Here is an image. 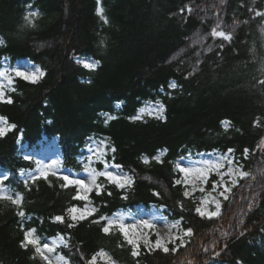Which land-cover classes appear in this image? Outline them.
Returning <instances> with one entry per match:
<instances>
[{"label":"trees","instance_id":"16d2710c","mask_svg":"<svg viewBox=\"0 0 264 264\" xmlns=\"http://www.w3.org/2000/svg\"><path fill=\"white\" fill-rule=\"evenodd\" d=\"M36 10L33 27L25 16ZM257 13H264V0H0V63L28 59L44 71L36 83L17 78L12 102L0 101V116L15 125L0 135V171L10 173L0 186V264H45L32 246H20L30 229L42 244L66 237L60 252L71 264H88L101 249L118 264H264V15ZM213 29L232 39L213 36ZM76 57L100 63L93 71ZM158 102L165 119H133ZM21 134L30 146L56 140L58 169L103 171L106 159L133 185L125 192L100 177L106 192L89 197L98 211L69 229L66 209L86 201L74 200L75 186L61 187L56 172L23 179L21 170L37 166L22 157ZM92 145L104 158L88 156ZM229 149L250 175L218 217H202L198 201L175 183L177 165L191 152ZM17 194L19 206L6 199ZM152 205L164 206L192 235L168 252L143 248L133 256L122 234L91 223Z\"/></svg>","mask_w":264,"mask_h":264},{"label":"snow or ice","instance_id":"6c2138e0","mask_svg":"<svg viewBox=\"0 0 264 264\" xmlns=\"http://www.w3.org/2000/svg\"><path fill=\"white\" fill-rule=\"evenodd\" d=\"M103 9L100 10L99 14H102ZM38 15V10L34 12H29L26 14L25 19L26 21L33 27H35L34 22L30 19L33 16ZM257 15H264V13H257ZM104 22L107 23V19L104 18ZM213 36L222 37L224 40L230 41L232 39L231 34H227L224 31H217L216 29L212 30L211 33ZM0 43H3V40L0 39ZM223 45H221L222 47ZM80 62V61H78ZM83 66L89 70H95L99 66V61H92V62H82ZM15 75L17 77H21L26 81H30L32 83L38 82L44 75L43 71L40 69H36L35 71L28 72V71H20L16 70ZM8 83L11 84V78L8 79ZM260 83L264 84V81H261ZM170 88L175 89L177 87L176 83L173 82L169 85ZM5 99V88L3 85H0V101H4ZM7 103H11V99L6 100ZM165 111L164 105L160 104L159 106H153L152 108L147 110V115L155 116L157 119H165V116L163 115ZM114 118V117H113ZM133 119H143L142 115H137L133 117ZM227 124L228 122H222ZM259 123V121H257ZM3 124L2 118H0V125ZM12 128L15 127V125H11ZM5 127L0 126V135H4L5 133ZM112 151L115 152V148H112ZM233 150L229 149V155H226L222 157L221 159L226 160L229 164V168L227 172H221L220 169L223 167L222 163L219 162H208L204 167L198 168L193 170L192 168L188 167H182L180 165H177L179 171L183 173V181L176 180V184L184 183L185 185H188L189 183L192 184V190L195 191L197 188L201 193L205 192V188L203 187L204 184L208 182L209 173L213 170L216 171V174L220 177V179L213 184V188H218L223 186V191L219 192V196L223 197L224 200H228L229 196L228 193L231 192V187L228 186L227 181H225L224 177L230 176L231 184L232 186H235L237 184V177L244 178L249 176L250 174L248 172H244L241 170L242 165L237 167L233 165L232 159L230 154ZM245 156L248 155V150L245 149L244 152ZM104 153L100 152L99 156H103ZM25 159H29L28 157H25ZM155 159L159 160V157H155ZM147 162V160H145ZM115 168H120V165H114ZM86 172L89 173V180L85 181L84 179H78V178H72L71 176L65 174L62 175L60 178L64 181V183L61 185V187H67V186H75L76 188V195L73 197L74 200L78 201H86L83 208L77 207L75 205L70 206L66 209V214L71 222L67 223V228L71 229L75 227V225L82 221L87 219L88 217L94 215L98 209L94 206H92L91 200H90V194L92 192H95L97 195H103L106 192V186L105 183L98 182L100 177H103L107 184H111L121 190H124L125 192L130 188L132 184L131 177L127 175H120L113 171H97L94 168H86ZM39 175L40 177H43L44 179H47L49 175H56L54 171L51 170V166L48 165H41L39 169ZM38 177L33 176L31 179L34 182ZM7 179V177H0V186L4 184V181ZM28 181H25V184H27ZM2 190V188H0ZM184 196H190L191 192L189 190L184 191ZM108 196H111L112 193L110 191L107 192ZM155 195H160L159 193H155ZM123 199H127V195H124L122 197ZM9 201H11L13 204H16L19 206L23 200L22 195L17 194L15 198L13 196L8 195L6 197ZM215 203V211H210L207 207L208 204ZM182 207V205H181ZM220 208L221 204L219 200H217L215 197H212L211 194H207L205 196L201 197V204L196 207V212L200 216H207L209 218L218 216L220 214ZM20 217H24L25 213L23 211H18L17 213ZM56 222L64 224L65 223V217L63 215H57L53 218ZM103 222L102 231L105 234H110L112 231H118L120 234H122L124 240L127 242L128 245L132 246V255L136 256L139 253V248L141 243L149 249H155V248H162L164 252H168L169 249L167 247V242L164 238H162L159 234V232H156V240L153 244L149 239V232L155 229V224L153 220L149 219H134L131 223H126L125 218L123 216H120L119 218H114L111 216H105L100 215L99 219H94L91 221L93 224H100ZM172 227H176V225H172ZM36 230L30 229L25 232L24 240L21 241V247L27 248L29 246H32L35 250V253L41 258L42 261L45 262V264H53L52 259L50 258V254L55 253L56 249L55 247L49 245L48 243H41V240L38 236L35 235ZM184 236H191L192 230L189 228L186 233L183 234ZM222 235H227V233H222ZM243 235V233H241ZM176 239H180L181 243L184 242L183 237H173L169 236L168 240L172 243H175ZM61 242L64 244L65 247H68V241L65 240L63 237L60 238ZM175 249H173L174 251ZM207 251V249H205ZM216 255H219V252L216 253ZM57 264H68V261L62 257L57 256L56 257ZM98 260L103 261L104 264H114L112 261L111 256L101 249L98 253L92 256L91 260L88 261V264H98Z\"/></svg>","mask_w":264,"mask_h":264},{"label":"rangeland","instance_id":"374dc122","mask_svg":"<svg viewBox=\"0 0 264 264\" xmlns=\"http://www.w3.org/2000/svg\"><path fill=\"white\" fill-rule=\"evenodd\" d=\"M76 60L80 61L79 63H81L82 65H83L82 62L97 61L94 58H87V57H76ZM36 69H40L41 71H43L40 66L34 64L32 61H30L28 59L19 60L16 63H12L8 60H3L2 64H0V85H3V87L5 88V99H4V101L9 99L10 98L9 97L10 92L14 91L15 80L17 78H21V77H17L15 75L16 70L32 72V71H35ZM43 73H44V71H43ZM9 78H11V81H12L11 84L8 83ZM160 104L161 103L146 104L141 109L140 115L145 117L147 115L148 109L152 108L153 106H159ZM164 108H165V106H164ZM163 115H165V111H164ZM0 118H2V117H0ZM2 120H3V124L0 126L5 127V129H6L5 133H6L9 130H11L12 127L9 126L6 119L2 118ZM226 122H228V121H226ZM229 125H230L229 122L227 124H225L226 127H229ZM20 144H21L20 148L22 150L23 156L28 157L29 159L31 157L36 158L38 160V164H39L37 172L29 173V174L22 173L23 177L27 178V177H31L33 175H38L40 166L41 165H48V166H51V170L56 171L57 174H60V175L67 174V175L71 176L72 178L84 179L85 181L89 180V173L86 171H82L81 173L77 174V173L70 171L69 169H63L62 170V169L57 168L56 161L59 160V158H60V148L58 147V145L56 144L55 141L48 142L45 139L44 141H42L40 143V146L37 148H35V147L30 148L23 143H20ZM263 145H264V141H263ZM100 152H102V151L100 150V148L97 145H92L91 147L88 148V151H87L88 156L91 159L104 158V155L99 156ZM226 155H229V151L226 153H222V152H218V151L200 152V153L199 152H196V153L191 152L187 156L183 157L179 161L178 165H180L182 167L192 168L193 170H195V169L204 167L208 162H219V163L223 164V167L220 169V171L221 172H227V170L229 168V164L227 163L226 160L221 159L222 157H224ZM230 156H231L233 165H235L237 167L242 165L233 152L230 154ZM103 161H104V165H105V168L103 171L107 170V171H113V172L120 174V175H127V176L131 177V179H132L131 186L133 185L134 180H133V177L129 173L123 171L121 167L115 168L114 165H117V164H115L113 162H109L106 159H103ZM95 169L97 170V168H95ZM241 170L244 171L243 166H242ZM178 171H179V169H178ZM179 173H180V177H181L180 180L183 181V179H184L183 173H181L180 171H179ZM2 175L3 174H0V177H2ZM219 179H220V177L216 174V171L215 170L211 171L209 173L208 182L203 185V187L205 188L204 193H201L198 190V188L195 191H193L191 183H189L188 185H185L184 183H182V184L185 186V188L187 190H189L191 192V195L188 197H194L195 200L198 201V205L201 204V197L210 193L212 197H215L217 200H219V202L221 204V208H220V213H221L224 198L220 197L218 194L220 191H223V186L215 188V189L213 188L214 182L218 181ZM224 179H225V181H227L228 186L231 187V192H232V189L239 183V181L242 178L237 177L238 182L235 186H232V184H231L232 178L230 176L226 175L224 177ZM98 182H101L100 178H99ZM231 192L228 193V196H230ZM207 207L210 211L216 210L215 203L208 204ZM120 216H123L125 218L126 223H131V222H133L134 219H140V218L153 220V222L155 224V229L149 232L150 241L154 244L155 240L157 238L156 232H159L160 236L162 238H164L165 241L167 242L168 249H169V246L171 244L176 245L179 242H181L180 239H176L175 243H172L168 240L169 236H173V237H181L182 236L184 241L188 237V236L183 235L184 233L187 232V230H185L183 228L181 221L180 220H178V221L172 220L168 216V214L165 212L164 207H158V206L152 205L151 207L146 208L144 206H138L134 210H129V209L120 210L113 217L119 218ZM218 216H215L212 218H216ZM203 217L209 218L207 216H203ZM172 225H176V227H172ZM61 237H63V236H57V237H54V238H51L48 240L47 243L49 245L55 247V249H56L55 253L50 254V258L52 259L53 264H57L56 257L62 256L68 261V264H70L69 259H67L65 256H63L61 253L57 252L61 247L64 246V244L60 240ZM63 238L65 240H67L65 237H63ZM143 248L150 250V251L162 249V248L149 249V248L145 247L143 245V243H141L140 248H139V253L136 256L140 255ZM112 261L114 262V264H118L116 261L113 260V258H112ZM100 263H104V262L98 260V264H100Z\"/></svg>","mask_w":264,"mask_h":264}]
</instances>
